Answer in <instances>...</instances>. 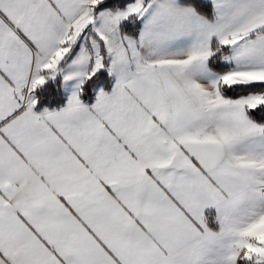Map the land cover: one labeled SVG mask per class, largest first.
I'll use <instances>...</instances> for the list:
<instances>
[{
  "label": "snow or ice",
  "instance_id": "snow-or-ice-1",
  "mask_svg": "<svg viewBox=\"0 0 264 264\" xmlns=\"http://www.w3.org/2000/svg\"><path fill=\"white\" fill-rule=\"evenodd\" d=\"M0 264H264V0H0Z\"/></svg>",
  "mask_w": 264,
  "mask_h": 264
}]
</instances>
